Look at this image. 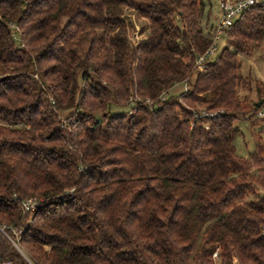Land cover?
Returning a JSON list of instances; mask_svg holds the SVG:
<instances>
[{
  "label": "trees",
  "instance_id": "16d2710c",
  "mask_svg": "<svg viewBox=\"0 0 264 264\" xmlns=\"http://www.w3.org/2000/svg\"><path fill=\"white\" fill-rule=\"evenodd\" d=\"M210 20L203 0H0V227L27 224L31 264H215L216 246L218 264H264V145L240 157L234 141L237 121H264L258 84L238 94L264 7L193 77ZM0 258L26 264L1 233Z\"/></svg>",
  "mask_w": 264,
  "mask_h": 264
},
{
  "label": "rangeland",
  "instance_id": "374dc122",
  "mask_svg": "<svg viewBox=\"0 0 264 264\" xmlns=\"http://www.w3.org/2000/svg\"><path fill=\"white\" fill-rule=\"evenodd\" d=\"M203 1L207 7V11L210 10V14H211L210 22L212 24L213 23L216 24L220 12L219 0H203ZM126 14L127 16H124V19H126L128 24L129 38H132L133 36L134 38L139 37L142 33H144L147 30L148 28L147 21L139 18H135L134 16L130 17L128 16V13ZM222 45H223L222 40L217 42L215 54H217V52L220 50ZM214 56L211 57V60H213ZM239 58L241 61L242 74L249 75L250 79L253 81L251 86L253 92L249 90L247 91L240 90L238 94L240 97L242 96L247 97L246 102L250 104L252 101L256 99L255 97L256 90L254 88V85L258 84V87L264 91V44L255 50L251 58L245 56H239ZM184 92H185V85L183 83H179L174 85L167 92L166 96H177L183 94ZM110 112L113 114H121L126 112V115H129L131 112H134V109H132L131 111L130 110L126 111V109H112V110L110 109ZM251 121H253V124L251 123ZM251 121H237L235 123V128L237 130L234 138L235 148L237 155L240 157H247L249 154H251L254 151V142H260L262 145H264V121L261 120L256 121L255 117L252 118ZM259 194L263 196L264 189L260 191ZM216 249H218L217 246L215 250ZM23 254L25 253L23 252ZM212 259L215 262V264L216 263L218 264V257L212 256Z\"/></svg>",
  "mask_w": 264,
  "mask_h": 264
},
{
  "label": "built area",
  "instance_id": "2783aa9c",
  "mask_svg": "<svg viewBox=\"0 0 264 264\" xmlns=\"http://www.w3.org/2000/svg\"><path fill=\"white\" fill-rule=\"evenodd\" d=\"M250 7H264V0H220L219 1L220 16L212 36L211 46L202 55H199L196 58L194 63L193 77H195L198 73L202 72L205 69L206 64L209 62L211 57L214 56L216 52L217 42L221 41L222 39L221 37L224 31L227 30L229 27H231L236 21V19ZM146 103H148V101H146ZM205 116H212V114H206ZM256 118L264 119V107L260 108L256 112ZM13 199H16V196H14ZM39 202L40 201L35 198L23 199L19 201L22 215L23 216L31 215L34 212V210L37 208ZM26 228H27V224L24 226L22 230ZM9 229H10L9 235H7L8 234L7 232H5L4 226L0 227V232L8 239L11 245L16 249L19 255L23 258L24 262L26 264H31L28 257L25 254H23V252L20 250V247L18 245L19 236L22 230L18 231L14 228H9ZM212 256L218 257V249L215 250ZM0 264H13V263L9 261H3L0 258Z\"/></svg>",
  "mask_w": 264,
  "mask_h": 264
},
{
  "label": "water",
  "instance_id": "95a60500",
  "mask_svg": "<svg viewBox=\"0 0 264 264\" xmlns=\"http://www.w3.org/2000/svg\"><path fill=\"white\" fill-rule=\"evenodd\" d=\"M261 104H262V101H260L258 104H257V108H259L260 106H261Z\"/></svg>",
  "mask_w": 264,
  "mask_h": 264
}]
</instances>
